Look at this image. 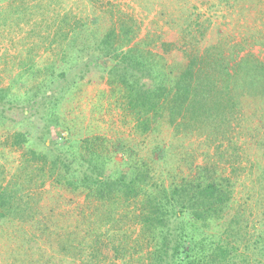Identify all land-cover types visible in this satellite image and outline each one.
<instances>
[{
  "label": "trees",
  "instance_id": "trees-1",
  "mask_svg": "<svg viewBox=\"0 0 264 264\" xmlns=\"http://www.w3.org/2000/svg\"><path fill=\"white\" fill-rule=\"evenodd\" d=\"M7 2L0 0V14L7 11ZM18 2L15 21L20 26L28 13L25 7L41 2ZM158 14L174 30L178 17ZM42 15L49 27L41 39H51L49 46L55 45L57 55L66 53L62 76L98 51L100 79L107 72L109 83L125 88L123 107L134 114L136 128L149 132L168 123L176 131L203 134L216 158L210 159L207 151L194 173L167 187L152 182L144 160L126 154L121 143L118 146L105 136L68 145L51 138L42 143L47 150L43 151L37 140L29 146V133L14 131L11 145L23 151L21 164L25 165L0 183V223L19 224L11 251L22 247L25 264H102L109 257L100 250L105 236L111 264L117 260L123 264H264V230L250 239L247 207L234 206L236 177L248 172L252 182L259 184L256 202L264 199V58L252 52L241 56L245 46L239 41L226 52L214 36L200 30L206 21L188 20L186 26L172 31V40L164 39L163 30L150 29L142 42L133 45L138 36L134 26L112 27L99 35L67 14L59 25L54 17L50 24L53 18ZM29 17L32 24L34 14ZM247 98L261 104L255 128L245 109ZM6 101H18L10 94V85L0 86V121L6 119ZM249 148H255V153L247 152ZM120 151L124 156L117 160ZM219 165L229 167V173ZM48 181L66 190L65 204L84 199L82 230H72L76 220L63 222L58 215L63 210L49 202L41 205L35 197ZM26 224L33 231H26ZM129 229L136 233L133 244L128 241Z\"/></svg>",
  "mask_w": 264,
  "mask_h": 264
},
{
  "label": "rangeland",
  "instance_id": "rangeland-1",
  "mask_svg": "<svg viewBox=\"0 0 264 264\" xmlns=\"http://www.w3.org/2000/svg\"><path fill=\"white\" fill-rule=\"evenodd\" d=\"M7 1V11L0 14V86L10 85V94L16 96L18 101L4 103L7 115L5 121H0V183L4 184L13 174L21 172V165H25L21 164L23 151L11 145V134L17 130L29 133V146L34 147L37 140L43 151L47 150L42 143L51 138L68 145L73 140L89 136H105L110 141H116L118 146L121 143L126 154L144 160L151 169L152 182L167 187L194 173L196 166L204 162L207 151L210 152V159L214 155L212 144L203 134L176 131L168 123L149 132L136 128L134 114L123 107L125 88L120 83H109L107 72L100 79V69L97 67L102 55L98 51L86 55L77 64L76 70L62 76L61 62L66 53L62 51L57 55L59 51L53 47L55 45L49 46L51 39H41L49 27L44 23L43 13L54 17L58 25L67 14L66 17H72L73 22L90 26L99 35L112 27L134 26L138 36L133 45L142 42L150 29L163 30L164 39L172 40V31L186 26L188 20L206 21L200 30L214 36L213 40L222 45L226 52L229 53L233 44L239 41L245 46L241 56L252 52L264 58V0H40V6L25 7L24 11L28 13L23 16L24 21L20 26L15 21L19 0ZM159 12L172 13L178 17L174 30L166 25V19L159 16ZM30 14H34L32 24L28 23ZM5 21L7 23L3 24ZM63 46H66V42ZM149 48L160 53L154 45H149ZM169 57L172 58L171 55ZM51 64L52 69L47 71L46 67ZM94 69L97 71L94 72ZM174 69H178V66H174ZM246 102L249 107L245 109L253 120L252 128H255L261 104L250 98ZM53 125L56 127L50 130L52 135L48 130ZM254 151L255 148H249L247 152L254 154ZM123 154V151L118 152L117 160L123 158ZM219 167L225 168L226 174L229 173V167ZM252 179L249 172L236 177L234 206L246 205L250 220L248 236L255 240L257 232L264 230V199L261 203L256 202L259 184L253 183ZM45 191L48 192L41 194ZM37 194L39 196L35 197L41 205L49 202L64 211V214H58L63 222L76 220L72 230L85 227L83 219L86 216L81 214L85 205L83 198L65 204L68 193L51 186L50 181L45 187L39 188ZM99 217L104 220L102 211ZM6 221L0 223V264H25L27 258L22 247L15 253L11 251L14 232L18 230L19 224ZM120 224L122 228L124 224ZM24 229L33 231L27 224ZM128 234V241L133 244L136 233L129 229ZM17 239L19 241L22 238L18 236ZM106 240L104 236L100 250L109 257L102 264H111L113 258L108 253ZM92 241L93 238L89 237L88 242ZM116 263L123 264L122 260Z\"/></svg>",
  "mask_w": 264,
  "mask_h": 264
}]
</instances>
